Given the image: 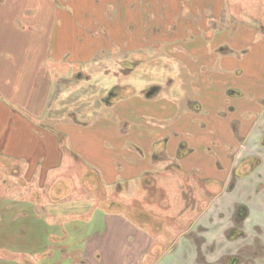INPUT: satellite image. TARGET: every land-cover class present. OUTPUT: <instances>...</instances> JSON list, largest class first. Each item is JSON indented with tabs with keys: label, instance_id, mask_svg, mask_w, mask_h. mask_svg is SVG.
I'll list each match as a JSON object with an SVG mask.
<instances>
[{
	"label": "crops",
	"instance_id": "0c3cea01",
	"mask_svg": "<svg viewBox=\"0 0 264 264\" xmlns=\"http://www.w3.org/2000/svg\"><path fill=\"white\" fill-rule=\"evenodd\" d=\"M226 1L223 0L221 3L220 0H212L206 5L200 4L199 11L204 15H200L201 21L196 26L186 23L182 29L171 24L169 32L176 30L178 34L182 32L189 34V31L193 29L196 30L193 33L195 36L207 38L213 45H220V42L228 44L231 51L222 53L226 55L223 57L226 58L227 63L224 64V59H222L218 66L210 65L205 60V54L196 50L192 54L196 58L195 63L183 57L176 59L180 62H176L177 64L183 65V68L188 70L186 73L184 69L182 70L181 83L176 84L175 75L171 78V73L164 83L151 79L152 82L147 84L143 80V88L140 92L142 97L134 95L144 106L142 111L140 109L139 116L135 118L137 121L144 119L145 123H141L140 128L145 132L141 131L138 136L126 139L118 136L117 125V129L109 125L112 119H117L116 114L124 103L118 99L114 100V97L110 103H107L105 101L107 98H105L107 109L104 111L106 107H103V112L102 110L98 112L97 115L100 116L92 122L75 121L74 113L70 109L67 110L68 106L65 105L55 110V113L59 115L54 120L52 118L54 111L49 112L55 85L61 82L63 74L55 66L66 62L68 68L72 69L70 61L73 55L67 43L71 40V29L76 27V23L70 19L73 14L71 6H62L64 14L60 16V8L52 4L53 0H0V168L10 171L16 181H22L28 186H33L32 189L40 190V196L37 194V196L23 200H16L12 195H6L5 204L20 203L26 205V208L18 212L20 215H17L12 205L2 206L5 213L0 217L1 234L8 232L10 241V232L14 230L17 222L20 224L18 226L21 231H74L73 224L77 222L76 218L66 216L68 209H61L64 205L61 202L70 196L67 194H70L71 190V178H67L62 185L59 175V171L64 167L66 155L72 158L70 165L72 168L82 162L85 163L86 171L89 172V180L96 179L101 187H118L123 183L132 184L135 181L138 182L137 184L145 182L149 185V182L145 181L148 174L152 172L157 174L159 168L160 172H163V169L166 170L169 165L178 164L177 160L180 158L183 159V165L191 166L190 171L193 169L196 172L202 171L201 174L206 177L205 180H213L216 176L215 168L210 165V157L202 149H205L204 145L210 144V139L217 140V137H220V120L216 115L221 108H229L230 111L238 112V116L250 124V130L247 128H242L241 131L234 130V138L237 137L244 141L239 146L236 159L241 157L240 160L244 162L260 157L262 163L264 162V148L261 144L264 137V0H233L232 10L226 8ZM121 2L126 5L125 0ZM168 5L167 2L165 7ZM131 7L134 5L131 4ZM154 11H156L155 18H158L157 14L160 11ZM167 11H164L165 15ZM225 11L243 12V14H235L233 19L237 21L229 24L234 26L225 25L226 28L222 32L218 31L216 23L221 22ZM158 20L160 22L156 21V23L159 26L167 25V18L163 23L162 19L158 18ZM222 38L223 40H220ZM134 49L135 44H133ZM213 51H216V46ZM80 56L79 59H87L85 53H80ZM103 57L94 58L93 55L90 59L99 60ZM172 67L173 71L175 70L180 76L175 66L172 65ZM204 67H207L206 74L202 75L196 83L188 82ZM107 72L109 70L105 73L106 83L110 78ZM72 75L75 77L74 73ZM85 75L86 78L84 75L78 76L79 83L85 79L92 85L93 80L98 83L100 81L96 74L87 75L85 73ZM132 75L133 73H128L124 76L131 77ZM121 76L122 78L118 73L116 85L112 87L120 88L125 84L124 82L119 84V79L123 80V73ZM69 79H73L71 75ZM126 85L133 86L132 84ZM112 87L108 86L105 90L108 92ZM231 89L240 92L232 94ZM101 90H103L102 87ZM76 92L77 88L65 92L62 102L66 103L71 94ZM176 95L180 96L181 100H174ZM131 101L136 102L135 99ZM149 102H155L156 109L146 114ZM168 106H174L176 111H168L166 109ZM89 108H84V112ZM201 110H206L207 115L198 117ZM120 113H122L120 116L123 118L122 121H125L123 111ZM104 118L109 121L105 122ZM200 122L208 125V133L202 130ZM149 126L152 127L149 128ZM158 126L162 129L168 126L167 132H159ZM232 139L229 138V140ZM183 142L187 145L180 148ZM213 152L220 155L219 151ZM255 163L256 161L253 164ZM263 169L264 164L254 168L251 176L255 173L262 175ZM260 179L264 182V175ZM245 180L243 177L236 178L235 187H245ZM229 181L231 180L226 178L225 185H228ZM47 187L49 191L59 189V194L63 190L65 195H62L58 201H52L50 197L45 198L42 193ZM52 195L54 199H57L55 193ZM223 195L209 203L211 208L215 209V204L221 206L228 203L231 205V200H235L233 197L225 201ZM237 202L248 204L246 200ZM38 204H40V213L35 209L39 206ZM204 213L205 211L202 213L204 220L197 228L200 226L205 230L208 228L207 231H221L218 229L221 227L215 229L210 224H204ZM215 219L213 226H219V217L216 216ZM250 222L251 217L247 221L248 227L251 226ZM121 223L120 217L104 219L100 216L98 231H104V234L98 238L100 240H95V247L91 250L92 256L88 254L85 262H88L86 259L92 258V261H98L99 264H120L121 261L122 264H126L123 255L118 254L117 249L107 252L112 248V243L107 242L109 233L121 231L123 227ZM70 226L73 228H69ZM84 229L85 226L81 231ZM245 232L249 234L248 231ZM4 239L6 240V235ZM248 245L252 249V245ZM245 246L238 247L235 252L237 253ZM204 247V244L201 245L199 251L206 254L204 251L207 250ZM141 248L143 249L144 245ZM223 248L224 246L219 250H214V254L209 250L212 257L206 254L210 258H203L199 261L200 263L186 259L185 263L181 264H228L227 255L221 254ZM8 250L12 249L6 246L0 247V251L4 253ZM234 253L231 254L234 255ZM246 257L240 264H249L246 262ZM258 260L260 261L261 258ZM25 263L33 264L29 259Z\"/></svg>",
	"mask_w": 264,
	"mask_h": 264
},
{
	"label": "rangeland",
	"instance_id": "374dc122",
	"mask_svg": "<svg viewBox=\"0 0 264 264\" xmlns=\"http://www.w3.org/2000/svg\"><path fill=\"white\" fill-rule=\"evenodd\" d=\"M125 1L126 5L121 0H53L52 4L60 8V16L64 14L62 6L70 5L73 10L70 19L76 23V27L71 29V40L67 43L73 55L70 61L72 62V69L68 68L66 62L55 66L63 74L61 75V82H58L57 86L55 85L52 94L49 112L54 111L53 120L59 115L55 113V110L58 107L61 108V105H65L68 106L67 110L70 109L74 113L72 114L75 121H95L100 116L97 113L106 107L105 98L110 96L111 91L114 90L112 85H116V76L119 73V77L122 78L121 71H125L126 74L133 73V75L127 77L123 74V80L119 79V84L122 82L125 84L118 91L113 92L115 94L114 100L118 99L124 103L121 105V110L116 114L117 119H112L109 125L115 126L116 129L117 125L118 136L129 139L138 136L141 131L145 132L140 128L141 123H145L144 119L137 121L135 118V116H139L140 109L142 111L144 108L135 96L137 94L138 97H142L140 92L143 88V80L147 84L152 82L151 79L164 83L171 73V78L175 75V83H181L184 68L183 65L177 64L180 62L176 59L183 57L195 63L196 58L192 54L196 50L205 54V60L210 65L218 66L222 59H224V64L227 63L226 58L223 57L226 55L222 53L231 51L228 44H221L222 42H220V45H213L207 38L195 36L193 33L196 30L193 29L189 31V34L183 32L178 34L176 30L169 32V25L171 24L182 29L186 23L196 26L201 21L200 15L203 14L199 11L200 4L206 5L212 0ZM167 2L169 5L165 7ZM220 2L223 3V0ZM233 3V0H227L225 2L226 8L232 10ZM131 4L134 7H131ZM133 9L134 12H132ZM154 10L160 11L157 17L162 19V23L167 18V25L159 26L156 23V21H160L155 18L156 11ZM165 10H168L166 15L169 18L164 14ZM65 13L67 14V12ZM235 14L241 15L243 12L229 13L225 11L221 22L216 23L218 31L223 32L226 28L225 25L233 27L234 25L229 24H234L237 21L233 19ZM63 20L68 21L67 19ZM133 44H135L134 50ZM215 46L216 51L214 52ZM238 52L240 53V51ZM80 53H85L87 59H79ZM93 55L94 58L97 56L104 57L99 60L94 59L95 62L90 59ZM229 56L236 57L237 55ZM172 65L175 66L180 76L176 74L175 70L173 71ZM207 67L194 74L188 82L196 83L202 75L207 73ZM106 70H109L107 72L110 77L108 83H106ZM183 71L188 72L185 69ZM73 73L75 77L72 75ZM85 73L87 75L96 74L100 79V84L93 80L92 85L91 82L85 81L86 79L79 83L78 76L84 75L86 78ZM70 75L74 80L69 79ZM126 84L133 86L130 87ZM107 85L109 88L112 87L108 92L105 90ZM75 88H77V92L71 94L70 99L63 103L62 98L65 92H70L71 89ZM231 90L232 94L240 92L236 89ZM177 95L174 100H181V97ZM133 99L136 102L131 101ZM87 107L90 108L84 112V108ZM106 109L107 107L104 111ZM155 109L156 103L149 102L146 114L152 113ZM166 109L176 111L174 106H168ZM120 111H123L125 121H122ZM206 115L207 111L201 110L197 116L204 117ZM216 116L220 120V137H217V140L210 139V144L204 145L205 149H202L210 157V165L215 168L214 173L217 177L215 176L210 181H205L206 177L201 174L202 171L196 172L194 169L190 171L191 166L183 165V159L180 158L176 165H169L168 163L169 167L166 170L164 168L163 172H160L161 169L159 168L157 174L154 172L148 174L145 181H148L149 185H146L145 182L137 184L138 182L135 181L132 184H121L122 188L120 186L101 187L96 179L89 180V172L86 171L85 163L82 162L72 168L70 166L72 158L70 155H66L64 167L59 171V175L62 185L67 178H71V190L70 194H67L70 196L61 202L64 204L61 209H68L66 216L76 218L77 222L73 224L75 227H69L73 228L74 231H21L18 226L20 224L17 222L14 225V230L10 232V241L8 240V232L2 234L0 232V247L6 246L12 249L6 253L0 251V264H26L27 259L33 264H99L98 261H92V258L86 259L88 262H85V257L88 254L92 256L91 250L95 247V240H100L98 238L104 234V231H98L100 216L104 219L106 217L110 219L112 217L121 218V224H123L121 231L109 233L107 242L112 243V248L107 252L117 249L118 254L123 255L126 264H181L185 263L186 259L200 263L199 261L203 258H208L206 254L212 257L211 253L223 246L221 254L227 255L226 258L229 259L235 249L248 244L252 245V252L259 253L261 251L262 254V250L254 242L255 239H260L259 243H264V230L260 228L259 231H253L255 224L261 219L260 216L264 214L262 193H259L260 198L254 194L255 189L263 183V180H259V173L252 178L254 184L249 180L245 187L236 188L234 190L236 192L233 193L237 201L241 199L248 201L253 211L252 223L248 227L249 234L245 233V238L233 242L228 239L230 238V231L228 230L234 226L230 204L221 203V206L215 204V209L211 208L209 204L221 192L222 195L225 194L223 195L225 201L228 198L233 199L232 193H228L230 181L225 186V179L233 173L244 177L245 175L243 176L241 172L244 173L246 168H252V164L255 162L253 159L242 162L241 157L236 159L239 146L244 141L237 137L234 138V130L249 129L250 124L238 116V112L230 111L229 108H221ZM104 119L105 122L109 121L107 118ZM199 125L204 132L208 133L209 128L205 122H200ZM151 127L149 126V128ZM167 127L164 126L165 129H162L161 126H158L157 130L167 132ZM229 138L233 139L229 140ZM171 140H173L172 136ZM129 143L133 144L132 142ZM186 145L183 142L180 144V148ZM212 149L215 152L219 151L220 155L214 153ZM261 173L264 175V169ZM257 185V188L254 187ZM32 187L22 181H16L10 171L0 168V217L5 213L4 207H2L5 205L7 207L12 205L14 213L20 215L18 212L24 210L26 205L20 203L7 205L4 203L6 195H12L16 200L32 198L37 194L40 196V190L37 191ZM53 193L57 195V199L52 197ZM42 195L45 198L50 197L52 201H58L62 195H65V192L62 190L59 194V189L49 191V187H47ZM38 205H35V209L40 213V204ZM204 211V224H210L215 229L221 227L218 228L221 231H207L200 226L201 229L197 228L204 220L202 218ZM256 212L260 213V216ZM216 216L219 217V226H213L212 223L214 220L216 221ZM83 226L85 229L81 231ZM90 229L91 231H89ZM5 235L6 240L4 239ZM203 244L207 250L204 251L206 254L202 253L201 250L199 251ZM143 245L144 248L142 249ZM133 259L135 260L133 261ZM121 262L120 264H122ZM260 263L264 264V259L261 258Z\"/></svg>",
	"mask_w": 264,
	"mask_h": 264
},
{
	"label": "flooded vegetation",
	"instance_id": "af4514ba",
	"mask_svg": "<svg viewBox=\"0 0 264 264\" xmlns=\"http://www.w3.org/2000/svg\"><path fill=\"white\" fill-rule=\"evenodd\" d=\"M121 73L126 75L125 71H121ZM118 90H119V88L115 87L114 90L111 91L112 92L111 95L108 96L107 100H105V101L107 103H110L111 99L115 96V94L113 92L118 91ZM261 144H262V147L264 148V137H263V140H262ZM253 160H255L256 163L252 164V168H250V169L246 168L245 172L244 173L241 172V174L243 176L245 175L243 178L246 179L245 180L246 182L251 180L253 182V184H254V180L252 179L254 176H251L254 173V168H258V167L262 166L264 164V162L262 163V159L260 157H254ZM239 177H242V176H237V174H235V173H233L231 176H227V178H231V181H232V182L230 181L231 183H229V185H228L229 186V190H228L229 192L228 193H232V195H233V193L236 192V191H234L236 189L235 180H236V178H239ZM258 177H259V180H262V179H260L262 177V175H258ZM246 182L244 183L245 185H247ZM257 183H258V181H257ZM263 183H261V184L259 183L260 184L259 188L261 190L259 188H257L258 185L254 186V187L257 188V189H255V193L254 194H256L258 198H260L259 195L261 193H262V196H263L262 198H264V192H263L264 191V184ZM221 195H222V192L220 193L219 196H221ZM231 212L233 214L232 217L234 218L233 225L237 226V227L233 226L232 228H230L228 230V231H230V233H229L230 234L229 235L230 238H228V239H229L230 242H233V241H237L239 239L245 238L244 237L246 235L245 231H248L247 230L248 229L247 221L251 217L250 224L252 223L253 211L251 210V208H250V206L248 204L246 205L245 203H238L236 198H235V200H231ZM256 213L258 214V212H256ZM258 216H260V213L258 214ZM260 218H261L260 221L255 224V229L253 231H259L260 228L262 230H264V214L262 216H260ZM259 241H260V239H255L254 243L258 244L257 247L262 250V252H263L262 254L260 253L261 251L259 253L258 252H252L253 249H251V247L249 245H246L243 249H240L237 253H235L234 255L230 256L229 259L226 258L227 261L229 262V264H240L241 261H244L245 256H247L246 257V262L247 263H249V264H258V259H260V258L264 259V243L261 244V243H259Z\"/></svg>",
	"mask_w": 264,
	"mask_h": 264
}]
</instances>
